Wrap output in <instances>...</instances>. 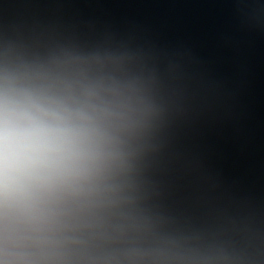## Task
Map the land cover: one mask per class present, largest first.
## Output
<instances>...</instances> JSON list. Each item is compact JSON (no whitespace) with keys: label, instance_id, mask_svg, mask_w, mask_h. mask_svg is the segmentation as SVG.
Masks as SVG:
<instances>
[{"label":"water","instance_id":"1","mask_svg":"<svg viewBox=\"0 0 264 264\" xmlns=\"http://www.w3.org/2000/svg\"><path fill=\"white\" fill-rule=\"evenodd\" d=\"M96 54L154 115L75 264H264V0H0V68Z\"/></svg>","mask_w":264,"mask_h":264},{"label":"clouds","instance_id":"2","mask_svg":"<svg viewBox=\"0 0 264 264\" xmlns=\"http://www.w3.org/2000/svg\"><path fill=\"white\" fill-rule=\"evenodd\" d=\"M121 63L0 68V264H75L99 221L132 203L134 145L154 109L140 76L107 68Z\"/></svg>","mask_w":264,"mask_h":264}]
</instances>
